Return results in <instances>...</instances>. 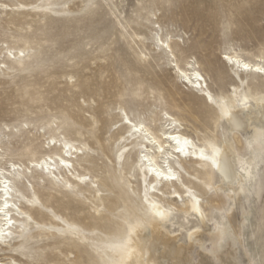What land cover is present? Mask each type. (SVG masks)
Masks as SVG:
<instances>
[{"label": "rangeland", "instance_id": "1", "mask_svg": "<svg viewBox=\"0 0 264 264\" xmlns=\"http://www.w3.org/2000/svg\"><path fill=\"white\" fill-rule=\"evenodd\" d=\"M22 1L33 6L48 7L54 0ZM94 2L103 6L97 13L88 11L89 1L59 0L57 5L62 6L59 10H64L60 14L47 12L33 16L29 10V13L17 12L0 20V60L7 53L5 44L16 52L17 48H22L31 40L37 49L34 58L31 61L26 60L23 66L19 60L13 62L10 58L6 63L10 69L0 70V131L5 132V136L1 134V137L8 153L4 160L27 162L39 153L47 151L40 148L38 153L36 150L45 133L35 125L29 129L24 127L23 122H18L28 116L36 124H40L49 113L55 112L67 117L72 126L71 139L64 138L68 144L81 147L88 145L96 150L95 158L80 155L77 162L83 167H90L92 172L101 177L113 173V163L104 165L101 158L103 145H115L113 123L116 120V110L109 109L111 102L119 97L118 89L123 79L121 73L126 75L131 72L137 79L150 85L146 97L137 106L142 116L147 113V118L154 116L156 119V113L163 101L167 110L181 117L182 122L188 124L187 127L190 128L191 120L188 111L183 107L185 103L196 112L202 113L207 124L211 123V126L218 127L210 120L209 110L195 98L192 88L175 77L168 63L161 66L163 55L152 50L151 37L154 33L152 28L157 29L159 34L169 33L177 43L174 47L192 54L190 60L196 57L194 66L200 65L206 75H209L214 87H217L215 81L217 75L213 71L219 67V57L225 52L221 51L225 44V30L230 51H246L257 55L264 46V0H124L122 3L119 0H94ZM117 11L122 12L123 30L113 15V12L117 14ZM13 15L17 18L16 23L8 22ZM158 25L162 27L159 28ZM134 33L146 36L144 43L133 41L131 35ZM87 34L95 38L96 46L89 52L85 45L83 52L80 53V61L74 67L79 83L77 86L69 87L65 83L63 58L76 52L81 37ZM138 51L148 53L151 62L135 65L134 58ZM129 61L133 62V66L129 65ZM254 82L259 84V78ZM229 83L230 80L224 78L222 87L219 83L218 91L227 89ZM81 93L89 96L87 106L80 103ZM93 96L95 101L92 100ZM52 136L49 134L48 140ZM108 155L114 159V154L110 151ZM76 167L78 171L73 170L75 174L82 171L79 165ZM258 169L259 164L256 171ZM27 173L28 178L16 180L18 200L24 201L20 194L25 192V187L30 195H33V184L42 202L47 203L48 198L53 201L51 206L45 209L47 213L54 214L62 203L54 201L52 196L64 192L52 191L51 196L46 195L47 189L43 188L47 183L46 178L33 179L30 172ZM180 173L183 180L190 176V172L182 168ZM84 195L90 196V193L83 192L80 200H83ZM17 204L19 205L20 201ZM21 205L23 206V203ZM89 211L93 212L90 203H87V207L77 205V215L88 214ZM236 212L239 220L243 215L246 216V220L233 260L236 264H249L254 253L259 259L264 245V195L259 179L255 189L250 187V191L237 203ZM56 216L66 218L61 212ZM16 217L21 218L18 214ZM171 230H176L180 241L187 242V231L178 227H172ZM39 240L42 247L38 250L36 259L40 264H46L47 259L53 254L60 258L59 264H69L74 260L75 248L68 257L64 256L63 248L69 241L51 246L53 241L60 240L52 233H43ZM203 247L208 251L214 247L207 235L204 236ZM198 250L199 247L195 246L189 251L190 260L199 262ZM8 252L7 249L2 251L6 254ZM16 259L27 262L18 256ZM211 264H220V260L214 258Z\"/></svg>", "mask_w": 264, "mask_h": 264}, {"label": "bare ground", "instance_id": "2", "mask_svg": "<svg viewBox=\"0 0 264 264\" xmlns=\"http://www.w3.org/2000/svg\"><path fill=\"white\" fill-rule=\"evenodd\" d=\"M119 1L120 3L124 2V0ZM50 4L57 5L59 4V0H54ZM29 10H31L30 13H33V16L47 12L55 14L64 12V10L49 9L46 5L33 6L22 0H0V20L2 17H6V15L17 12L25 13ZM116 13L113 12V15L118 19V25L123 30L122 12L117 11ZM16 21L17 18L14 15L8 20V22L13 23H16ZM152 32L159 35L157 29L152 28ZM131 36L133 41L138 40L142 43H144L146 38L142 34L135 33ZM164 36L166 40L171 38L170 42L173 47L177 46L176 41L172 39L169 33H166ZM152 43V50L157 54L163 55V53L154 48V41ZM20 50L21 48H17L15 52L17 57ZM8 51H13L12 47L7 48L6 52ZM231 52L232 64L229 65L223 60V56L228 54L225 51L219 57V67L215 68L213 72L219 78L220 87L223 85L224 78L230 80L226 94H231L232 89L235 88L239 93V100L235 97L232 98L229 116L221 120L218 127L211 126L209 128L207 122L203 119L202 113L196 112L191 106L183 103L184 110L188 111L191 120L190 128L187 127L188 124L182 122L183 119L181 117L172 116L173 113L169 111L168 116H172L171 120L166 124L162 123L166 117L165 113L161 111L156 119L154 116L147 118L144 127L139 132H133L129 136L128 133L132 132L131 123H122L120 117L123 115V109L119 113L116 112V120L113 123L115 126L113 133L115 145H103L104 151L101 158L104 165L114 162L116 167L110 175L104 177L94 175L93 180L99 178L101 186L105 189V200L111 201L113 205H122L128 198V193L120 186V181H123L124 185H130L131 192L133 193L138 189L141 199L145 196V185L146 181H148L147 194L150 202L161 203L166 208L172 210L170 220L149 224L134 237L135 259L140 261V264H144V262L146 264H179L181 261L190 260L189 251L195 246L199 247V264H208L209 261L212 263L214 258L219 259L220 264H236L233 257L237 249V242L241 240L243 234L242 227L246 220L245 215L239 220L236 205L238 202H241L242 196L250 191V187L242 190L239 183L229 182L233 170L231 162L226 164L227 175L229 176V180H226L211 166L210 161L205 162L200 159L198 147H196L195 154H193L195 145L185 146L183 144L184 139L193 140V138L197 137L198 133L202 142L204 134L208 133L214 139H218L219 143L217 146L221 148V159L223 162L230 160L237 152H244L247 155L249 137L264 124V108H261L257 99L261 95H264V91H262L264 89V74L254 71L255 67L258 66L260 57L258 54H251L246 51L232 50ZM10 58L5 54L0 63L7 65L6 63L10 61ZM190 58L188 57L189 60ZM236 61H240V63L238 64ZM244 64H249L252 70L245 68ZM4 68L10 69L8 65ZM4 68H0V70L3 71ZM185 69H187V64H185ZM172 70L175 77L187 86H190L195 93V98L204 104L200 98L202 93L199 91L197 83L202 88L205 82L203 80L197 82L194 64L191 69H187L185 72L186 76H191L190 81L181 79L175 69ZM256 78H259V84L254 82ZM230 121H234L235 124L230 123ZM236 125H239V127L236 128ZM137 127L139 128L140 125H137ZM1 134L5 136V132L0 131V167H5L4 162L6 160L4 158L8 153H6L5 145H3ZM125 137L127 139H124ZM172 137H179L180 143L178 144L176 140L171 139ZM54 138V136L50 137L48 143ZM69 145H71V148L66 149L64 143L59 141L50 149V154L48 150L43 152L39 160L29 159L27 162L17 160L15 161L17 165L14 171L12 167L13 159L8 160L9 166L3 169L4 175L0 176V181L3 182L0 183V189L5 185L8 186L10 189L8 203L19 207V212H17L16 207L7 210V215L14 221L11 231L17 234L13 238V234L10 233L8 227L4 226L6 238L3 243L4 245H0V264H32L33 257L37 258V252L42 247L39 237L43 233H52L55 237H59L60 240L53 241L51 246L72 240L73 237L71 236L65 239L60 233L51 230L63 227L56 220L58 212L63 213L68 218V223H75L85 233L79 237L77 243L71 246L65 243L63 248L65 257H68L74 248L76 249V255L74 256V260L71 261H74L75 264H98V262L99 264H103L104 256H111V253L107 252L98 254L96 250L104 248L111 235V231L115 230L111 218L109 217L104 221H100V227L98 228L96 227L97 220L93 218L95 213L89 211L88 214H76L78 204L87 207L88 201L92 200L91 185L84 187L76 179L78 174H87L91 168L80 165L77 162V157L85 155L93 159L95 158L96 150L88 145H84V147L74 144ZM180 147H183L185 151L178 152L177 148ZM108 151L114 154V159L108 155ZM117 157H121V159H116ZM61 160H64L65 164H61ZM34 163H43L44 168L47 170L45 171L39 167L33 168ZM66 164H72L73 167L71 169L66 168ZM76 165H79L82 170L81 172H77V174L73 172V170L78 171ZM235 167L238 170L239 165L236 164ZM180 168L190 172L187 180H183ZM256 168L257 165L253 169L254 172H256ZM28 171L33 179L46 178L47 183L43 185V188L48 191H46V195L51 196L52 191L56 193L57 191L64 192V194H54L52 196L54 201L62 203L58 207L59 210L54 211V214L47 213L45 209V207H50L53 201L48 198V204L42 202L35 192L33 184V195H30L29 190L25 187V192L20 194L24 201L18 200L16 180L28 178ZM157 172H160L161 175L157 176ZM169 172L174 179H165ZM61 180L64 182V186L58 185V181ZM257 183L258 179L255 186ZM67 184H71L76 191H69L66 187ZM255 186L253 189H255ZM87 191L90 193V196L84 195L83 200H80L81 194ZM189 193L195 195V201ZM33 199L37 202L30 203ZM18 201H20L19 205L17 204ZM2 203L3 193H0V204ZM21 203H23V206ZM194 205L197 210H194ZM244 213L245 210L243 209ZM17 214L21 218L16 217ZM29 217L31 221H29ZM220 222H223L227 230V236L222 242L216 231V225ZM2 223H4V217L0 215V224ZM29 224H31V230L24 231L22 234L27 238L22 239L21 229H28ZM172 227H178L187 231V242L180 241L176 230H171ZM92 233L97 234L92 235ZM189 233L192 234L191 238L189 237ZM205 235L214 244L211 251L203 247ZM19 237L21 238L19 239ZM5 249L9 250L7 254L2 253ZM17 256L25 259L27 262L17 260ZM58 260L60 258L56 254H53V256L47 259L46 264H59Z\"/></svg>", "mask_w": 264, "mask_h": 264}, {"label": "snow or ice", "instance_id": "3", "mask_svg": "<svg viewBox=\"0 0 264 264\" xmlns=\"http://www.w3.org/2000/svg\"><path fill=\"white\" fill-rule=\"evenodd\" d=\"M62 7L61 5H53L49 4L48 8L53 10H59ZM102 5H99L94 0H89V4L87 5L88 11L90 13H97ZM158 27H162L158 25ZM154 41V48L163 53V61L161 62V66L163 63H168L170 65V69H175L177 75L185 80L190 81L191 76H186L185 72L187 69H191L193 64H196L197 58H193L191 60L188 59L192 54L184 51L179 47H173L170 42L171 38L168 40L165 39L163 34L157 35L155 32L152 37ZM183 37L181 36V40ZM85 45H87L88 51H92L95 45V38L91 34H87L81 37L78 45V50L71 54L64 56L65 61V83L69 85V87L77 86L79 83L77 73L74 70L75 65H77L80 61V53L83 52ZM234 47V46H233ZM5 49L9 48L7 44L4 46ZM36 47L32 44L31 40H29L24 46L21 48L19 52V56L17 57L15 51H8L6 53L7 57H11V61L17 62L19 60L21 66H23L26 60L31 61L36 54ZM135 51V50H134ZM221 51H227L228 54L223 56V60L226 61L229 65L232 64V52L229 50L228 38H227V30H225V44L224 48ZM259 63L258 66L255 67L254 71L256 73L264 74V46H262L259 52ZM145 62H151V57L143 52H136L134 63L135 65H141ZM238 64L240 61H236ZM185 64H187V69H185ZM129 65L133 66V62L129 61ZM7 67V65L0 63V68ZM245 68L251 69L249 64H244ZM123 79L121 81V85L118 89L119 97L111 102L110 111L115 109L117 113L123 109V115L120 117L123 124L131 123L132 132H129L128 135L131 136L133 132H139L147 121V113L143 116L141 112L137 110V106L142 100L146 97L150 85L145 83L142 80L137 79L131 72L128 74L121 73ZM195 78L197 82L203 80L205 83L201 88L199 83H197V87L199 91L202 93L201 100L204 102V106L210 112V120L220 125V121L229 116V112L231 111V103L232 98L235 97L239 100V93L235 88L232 89L231 94H226V89L218 91V77L215 78L217 81V87L213 86L212 80L209 75L200 68V65L197 64L195 71ZM70 82V83H69ZM154 87V86H152ZM264 91V89H262ZM155 91L153 92V98L155 99ZM82 99L80 103H83L87 106L89 103V96L86 93H81ZM261 108H264V95H261L257 98ZM92 100L95 101V96L92 97ZM246 103V101H244ZM159 111H163L165 113V120L162 123H168L171 120L172 116H168V110L166 105L161 101V107L156 113L157 117L159 116ZM23 122L25 128H31L33 125L38 127L39 130L45 133L44 138L40 141L36 150L39 153L40 148H44L49 151L54 147L59 141H63L66 149H70L71 145L68 144L67 140L64 139L67 137L71 139V130L72 126L68 122L67 117L63 116L60 113H49L46 118H44L43 122L40 124H36V122L28 116H25L18 123ZM115 123V122H114ZM230 123L235 124L234 121H230ZM137 125H140L138 128ZM208 127L211 128V123L208 124ZM239 125H236L238 128ZM58 129V131H57ZM235 130V129H234ZM49 134L53 135L55 138L48 143ZM147 135V134H146ZM124 139H127L125 137ZM171 139L176 140V142L180 143L179 137H172ZM155 143V141H153ZM219 141L218 139H214L212 135L205 133L203 141L200 140V134H197V137L193 138V140L184 139L183 144L185 146L195 145L193 148V154H195L196 147L199 148V157L202 161L211 163V166L216 169L221 176H223L226 180H229V176L227 175L226 164L231 162L233 164L232 176L229 182H236L241 185L242 190L254 187L256 180L260 181V188L262 195H264V124L260 126V128L248 139V154L246 155L244 152H237L234 156L230 158V160H226L222 162V152L221 148L218 147ZM74 151V149H73ZM178 152H184L185 149L183 147L177 148ZM43 153H39L34 160H39L40 155ZM79 159V157H77ZM116 159H121V157H117ZM5 167H0V176L4 175L3 169L9 166L8 160L5 162ZM61 164H65L64 160L60 161ZM257 163L259 164V169L254 172L253 169L256 167ZM238 164L239 168L235 167ZM17 162L12 160L13 171ZM66 167L71 169L73 167L72 164H66ZM33 168L39 167L44 168V164H33ZM116 165L113 162V170ZM70 174V173H69ZM98 174L92 172L91 170L87 173H80L77 175L76 179L79 180L84 187H88L91 185V193L92 200L89 201L92 207L93 213H95L94 219L97 220L96 227H100V221H104L107 218H111V222L115 225V230L111 231V235L108 239V242L105 244L103 249H96L98 254H102L103 252L111 253V256H104L103 264H140V261L136 260V249L133 247L135 244L134 237L137 236L140 230L146 228L149 224L156 223L158 221H166L170 220L172 217V210L166 208L163 204L157 202H150V199L147 194V183L145 185V196L143 199L140 198L138 189L135 193L131 192L130 185H124L123 181H120V186L128 193L127 200L121 204L113 205L111 201L105 200V189L101 186L99 178L93 180V176ZM157 176H160L161 173L157 172ZM55 179V177H54ZM138 179V178H137ZM165 179H174V177L169 174L165 177ZM0 183H3L0 181ZM59 186H64V182L58 181ZM67 189L71 192H75L76 189H73L71 184L66 185ZM9 192L10 189L7 185H5L2 189H0V193H3V203L0 204V215L4 217V223L0 224V243L5 242V225L8 227L10 233L16 235L11 231L14 221L11 219L9 215H7V210L13 207H16L17 212H19V207L15 204H9ZM191 198L195 201L196 197L192 193H189ZM35 199L30 201V203H36ZM194 210H197L194 205ZM31 221V218H28ZM56 220L63 225V227L53 228L51 229L53 232L60 233L65 239L69 236L73 237L72 240L69 241V245L77 243V240L81 235H84L83 229L81 227H77L75 223H68V218H62L61 216H56ZM39 227V226H38ZM87 227V226H85ZM31 224H29V228L24 230L21 229L22 239H26L22 233L24 231H30ZM195 231V229H193ZM216 231L221 238V242L227 236L226 226L223 222L217 223ZM97 233H92V235H96ZM189 237H192V234L189 233ZM32 264H40V262L33 257ZM69 264H75L74 261H70ZM99 264V262H98ZM146 264V262H144ZM179 264H199L196 260H188L181 261ZM208 264H211L209 261ZM249 264H264V245H262V250L259 255V259L256 258L255 253L252 256Z\"/></svg>", "mask_w": 264, "mask_h": 264}]
</instances>
